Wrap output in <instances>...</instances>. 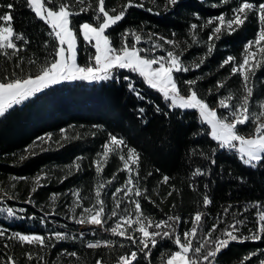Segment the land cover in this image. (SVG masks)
<instances>
[{
	"label": "trees",
	"instance_id": "obj_1",
	"mask_svg": "<svg viewBox=\"0 0 264 264\" xmlns=\"http://www.w3.org/2000/svg\"><path fill=\"white\" fill-rule=\"evenodd\" d=\"M0 2L15 3L14 28L23 32L30 40L27 49L20 50V55L25 57L27 70L28 58L35 53L40 60H43L51 53L53 40L48 35V28L34 16L24 0H0ZM67 2L70 5L82 6L79 0H67ZM84 2L86 4L88 0ZM124 2L125 0H105L109 9L115 8L117 11ZM139 2L144 3L145 7H130L122 22H117L111 30H106L110 42L119 47L124 28L132 27L137 31L142 28V35L160 33L169 39L180 41L181 47H187L181 58L188 63L194 59L199 62V56L207 49V34L211 31V27L198 31L201 43H194L188 35L190 22L201 24L209 16L216 15L220 11L227 12L237 0H227V5H219V0H179L167 11L163 7L164 0H139ZM149 7L154 11H148ZM157 8L158 12L155 10ZM90 12L91 10L81 12L71 17L70 26H78L84 20L92 22ZM193 13H199L201 19L197 20ZM256 27V17L250 14L249 19L240 28L230 35L224 32L221 39L215 41L211 55L205 58L199 69L189 67L187 72L175 73L182 91H186L183 81L199 76L201 79L197 81L198 93L202 96L208 95L207 89L212 87L216 80L227 77L223 92L231 90L239 96L241 77L238 74L228 76L229 66L220 68L219 64L230 54L239 60L244 42L253 38ZM173 33L176 34L175 37ZM45 39L49 40V46L44 45ZM78 43V61L80 64H85L88 62V56L94 54V48L86 45L81 37ZM189 44L191 47H188ZM140 47H150L149 41L143 40ZM157 51L163 54V50ZM16 59L15 55L11 57L0 55V75L6 70L10 72L15 66ZM32 70L35 71V66ZM125 76L135 84L136 90L143 98L127 88L129 81L124 79ZM254 79L255 87L249 105L250 111L254 110L256 100L264 98V68L257 69ZM208 99L211 102L215 96L208 95ZM156 105L160 106L161 111H156ZM140 108L145 110L142 114L143 119L139 113ZM200 125L198 112L169 110L162 94L147 85L138 73L129 69H116L107 80L77 79L51 85L22 104L15 105L6 116L0 117V189L8 191L11 188L18 199L8 202L18 204L27 209L28 213L35 212L37 217L31 220L7 221L0 217V222L25 232L57 230L66 232L69 237H78L76 240L59 241L53 249L46 250L45 260L48 264H68L70 258L60 253L61 248H67L69 251L75 248L80 253L79 260L71 258L73 264H94L97 257L102 259L103 264H111L119 254L129 251L127 241L124 247L119 244L124 238L101 229H96L91 234H84L83 241L114 239L117 244L111 247L103 244L94 248L86 247L76 232V225L79 223L67 218L72 213L68 207H65L66 204L72 203L74 199L72 192L76 188L80 189L79 195L84 198L85 205L92 203L97 182L107 181L113 172L121 168L118 156L111 153L101 173L95 171V165L92 163L99 158L107 135L112 132L123 135L141 153L142 184L156 200V204H152L142 199V210L145 214L156 219L164 217L165 214L190 217L194 211L200 210L208 214L205 222L206 230V227H210L211 223L215 222L222 208L230 206L229 217H236L238 220L246 218V223L241 228V232L246 234L248 229L256 224L254 212L257 206L254 202L264 203V164L254 167L245 165L233 150L218 148L216 142L206 135V132L200 131ZM246 125V127L239 126L242 134H249L254 129L251 119L246 121ZM61 128L65 129L64 139H61L65 135L60 133ZM48 132L53 133L51 142L36 140L37 137H43ZM56 141H59V144ZM26 146L29 149L27 153ZM193 148L213 155L216 163L209 164L204 157L192 153L190 150ZM212 149H215L214 153ZM33 150L35 155L31 154ZM21 156L25 158L21 159ZM77 157L81 158L79 170L69 167ZM197 163L204 166L210 175L193 176L192 169ZM41 171L48 175L42 178V184L35 186L32 177ZM149 172L150 176L147 175ZM164 174L169 176L167 183L162 181ZM126 176V171H119L116 172V178L111 183H105L101 195L106 210H111L113 205L111 192L114 191L115 186L124 182ZM61 177L65 178L61 179ZM145 177L146 179H143ZM240 177H243V180L239 179ZM193 183L196 185L195 189L190 187ZM172 185H175V189L171 188ZM33 187L36 188L32 195L34 202L25 203L28 192ZM168 191H172V195L161 201L160 196ZM54 192L60 195L54 201L56 207L53 211L51 194ZM205 193L212 201L208 206L202 204ZM173 201L175 208L170 207ZM123 207L122 203L121 210ZM79 211L80 209H77L76 215ZM45 213H50L47 217L48 223L41 224L38 218ZM114 219L108 220L105 229L112 226ZM81 227L89 228L91 225L85 224ZM261 235L262 239L259 240L230 242V245L218 254L217 264H241L247 252L264 251V233ZM2 239L0 238V242ZM12 243L15 244V241ZM170 250L175 249L167 238L158 242V246L153 248L150 254L151 264H160L161 252L166 253ZM4 251L3 247H0V253ZM9 251L19 258L21 264H27L26 258L22 255L27 249L16 244ZM258 258L259 252L256 257L251 258V264H257ZM137 259L139 264H149V260L142 254ZM2 260L3 256L0 255V261ZM31 264H42V262H37L33 258ZM243 264H247V261H243Z\"/></svg>",
	"mask_w": 264,
	"mask_h": 264
},
{
	"label": "snow or ice",
	"instance_id": "obj_2",
	"mask_svg": "<svg viewBox=\"0 0 264 264\" xmlns=\"http://www.w3.org/2000/svg\"><path fill=\"white\" fill-rule=\"evenodd\" d=\"M24 2L34 16L48 28V35L53 40L51 53L43 60L33 53V56L27 60L26 70L25 57L20 55V50L27 49L30 40L23 32L14 28L15 3L0 2V55L5 57L15 55L17 57L14 61V68L10 72L6 70L0 75V117L6 116L15 105L22 104L35 94L59 82L77 79L107 80L116 69H129L138 73L147 85L162 94L169 110H195L198 112L201 122L200 131L206 132V135L216 142L218 148L236 150L240 160L250 167L264 164V119H262L264 117V98L255 101L259 111H250L249 107L250 101L253 99L256 71L259 68H264V0H237V3L231 5L227 12L220 11L216 15L209 16L201 24L190 22L188 35L194 43H201L198 31H202L205 27H211V31L207 34V49L199 56V62L194 59L188 63H185L181 58L187 51V47H181L180 41L169 39L160 33L142 35V28L140 31L132 27L124 28L119 47L110 42L106 30H111L112 26L117 25V22H122L130 7L144 8V3L139 0H125L119 11L115 8L109 9L105 0H94V3L93 0H88L86 4L84 0H79V4L82 6L70 5L67 0H59V2L58 0H24ZM178 2L179 0H164L163 7L167 11ZM219 5H227V0H219ZM89 10H91L92 22L84 20L78 26H70L71 17ZM147 10L154 11L152 7ZM155 10L158 12V8ZM250 14L256 17L257 27L253 38L244 42L240 59L238 60L236 56L230 54L219 64L220 68L225 65L229 66L228 76L238 74L241 77V94L236 96L231 90L223 92L227 77L216 80L215 84L207 89L208 95L215 96L211 102L208 95L202 96L198 93L197 81L201 79L199 76L183 81L186 91H182L175 73L187 72L189 67L199 69L205 58L211 55L215 41L220 40L224 32L230 35L240 28L249 19ZM193 15L197 20L201 19L199 13H193ZM172 35L175 37L176 34ZM80 37L86 45L92 46L95 50L94 54L88 56V62L83 65L77 62L79 50L77 45ZM145 39L149 41L150 47L141 48L140 43ZM43 43L45 46H49V40L45 39ZM188 47H191V44ZM158 49L163 50V54H160ZM33 66H35V71L32 70ZM124 79L129 81L127 88L141 97V93L136 90L135 84L130 81V78L125 76ZM144 111V108L139 109L141 119H143ZM156 111H161L159 105H156ZM167 114L165 113V115ZM250 119L254 124L253 131L249 134H242L239 126L246 127V121ZM59 131L65 134L64 128ZM64 138H66V134L61 137V139ZM52 139L53 133L51 132L36 138L41 142L44 140L51 142ZM56 143L59 144V141ZM28 151L26 146L25 152ZM190 151L204 157L209 164L216 163L214 156L203 150L197 151L193 148ZM214 152L215 149H212V153ZM110 153L117 155L122 165L116 172L126 171L127 173L124 182L115 186L114 191L111 192L113 198L111 210H106L101 193L105 183H111L116 178V172H113L107 181L97 182L92 203L85 205L84 198L79 195L80 189L76 188L72 192L74 197L72 203L66 204L65 207H68L72 213L67 218L82 225H98L103 228L109 219L115 218L112 220V226L105 230L124 238L119 241V244L124 247L125 241H127V247L130 250L119 254L111 264H139L137 257L141 254L151 264L152 249L156 248L158 242H162L165 238L170 241L175 250L161 252L160 264H217L218 254L222 249L227 248L230 242L262 239L264 203L261 201L254 202L257 206V210L254 212L256 224L253 228L248 229L246 234L241 232L246 218L238 220L236 217H229L230 206L222 208L215 222L211 223L210 227H206V230L205 222L208 219V214L200 210L194 211L190 217L165 214L164 217L156 219L145 214L142 210V199L148 200L152 204H156V200L142 184L140 151L123 135L109 132L99 158L92 161L97 173L102 172ZM31 154L35 155V151L33 150ZM20 158L24 159L25 157L21 156ZM80 159L77 157L69 167L79 170ZM191 174L193 176L210 175V172L197 163ZM47 175L48 173L41 171L32 177L34 185L42 184V178ZM147 175L150 176L151 173L149 172ZM64 178L61 177V179ZM239 179L243 180V177ZM162 181L167 183L169 176L164 174ZM190 187L195 189L196 185L193 183ZM171 188L175 189V185H172ZM35 190L36 188L33 187L28 192V199L25 203L34 202L32 195ZM0 192L3 193L0 194V217L4 221L37 218L35 212L28 213L27 209L18 204L8 202L18 199L11 188L8 191L0 189ZM59 195L55 192L51 194L53 211L56 207L54 201ZM171 195L172 191H168L165 195L160 196V200L163 201ZM211 202L209 195L205 193L202 197V204L208 206ZM122 203L123 210H121ZM170 207L175 208V201ZM77 209H80L78 215H76ZM48 215L50 213H45L38 218L41 224L48 223ZM83 236L84 231H81L79 238L88 248H94L101 244L109 247L117 244L114 239L83 241ZM0 238H3L0 247L5 250L0 253L3 256L0 264H21L19 258L9 251L16 244L27 249L22 253L27 264H31L33 258L37 262L48 264L45 260L46 250L53 249L59 241L78 239L76 236L69 237L66 232L57 230L20 231L3 222H0ZM13 241L15 244L12 243ZM257 252H259L257 264H264V251L260 250L247 252L243 261L251 264V258L256 257ZM60 253L70 258L68 264H73L71 258L80 259V253L75 248L71 251L61 248ZM94 264H103L102 259L97 257Z\"/></svg>",
	"mask_w": 264,
	"mask_h": 264
},
{
	"label": "rangeland",
	"instance_id": "obj_3",
	"mask_svg": "<svg viewBox=\"0 0 264 264\" xmlns=\"http://www.w3.org/2000/svg\"><path fill=\"white\" fill-rule=\"evenodd\" d=\"M81 39H82V37H81ZM77 47H78V49H79V43H78V45H77ZM95 51V50H94ZM78 55H79V50H78V52H77V62L79 63V61H78ZM80 64V63H79ZM81 65H83V64H81ZM253 111H259V109H258V105L256 104L255 105V108H254V110ZM262 119H264V117H262ZM233 151L237 154V156L239 157V153L236 151V150H234L233 149ZM82 226V224H78V225H76V232L80 235V232L81 231H84V234H86V233H93L96 229H101V230H105V226L102 228V227H100V226H98V225H91V227H89V228H82L81 227Z\"/></svg>",
	"mask_w": 264,
	"mask_h": 264
}]
</instances>
